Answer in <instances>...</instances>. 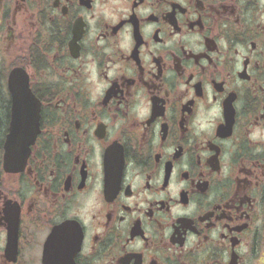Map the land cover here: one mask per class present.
Returning <instances> with one entry per match:
<instances>
[{
  "label": "flooded vegetation",
  "instance_id": "flooded-vegetation-1",
  "mask_svg": "<svg viewBox=\"0 0 264 264\" xmlns=\"http://www.w3.org/2000/svg\"><path fill=\"white\" fill-rule=\"evenodd\" d=\"M0 264H264V0H0Z\"/></svg>",
  "mask_w": 264,
  "mask_h": 264
}]
</instances>
